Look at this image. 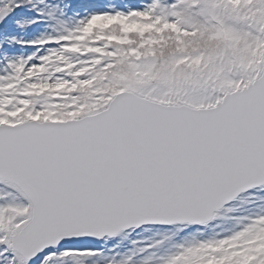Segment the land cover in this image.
Wrapping results in <instances>:
<instances>
[{"label": "snow or ice", "instance_id": "obj_1", "mask_svg": "<svg viewBox=\"0 0 264 264\" xmlns=\"http://www.w3.org/2000/svg\"><path fill=\"white\" fill-rule=\"evenodd\" d=\"M0 264H264V0H0Z\"/></svg>", "mask_w": 264, "mask_h": 264}]
</instances>
